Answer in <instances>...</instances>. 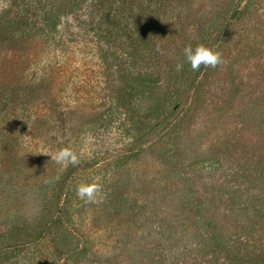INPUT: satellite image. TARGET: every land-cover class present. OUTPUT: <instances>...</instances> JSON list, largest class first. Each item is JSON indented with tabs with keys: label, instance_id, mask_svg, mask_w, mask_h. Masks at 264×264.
<instances>
[{
	"label": "rangeland",
	"instance_id": "1",
	"mask_svg": "<svg viewBox=\"0 0 264 264\" xmlns=\"http://www.w3.org/2000/svg\"><path fill=\"white\" fill-rule=\"evenodd\" d=\"M23 1L0 0V264L223 263L208 233L264 257V0H153L105 45L94 9ZM28 15L57 31L12 35ZM187 45L222 63L192 71ZM24 65L44 87L15 89ZM63 147L77 165L50 159Z\"/></svg>",
	"mask_w": 264,
	"mask_h": 264
},
{
	"label": "trees",
	"instance_id": "2",
	"mask_svg": "<svg viewBox=\"0 0 264 264\" xmlns=\"http://www.w3.org/2000/svg\"><path fill=\"white\" fill-rule=\"evenodd\" d=\"M31 1V0H29ZM37 4L41 5L42 3H46V5L51 4L54 5L57 0H48L47 2H44L42 0H34ZM64 0H59V3H62ZM66 2H72L73 5L76 7H78V11L74 10V8L71 10L73 12H71V14H73L74 12L78 13L77 14V18L78 21H80V19H82L81 17H83V14H93V9L95 11H97L99 18L98 21L96 23V31L99 32V34L101 35V38L103 39V45H105L106 43H108L109 41L112 40L113 38V29H116V33L121 32L123 29H127V25L126 21H124L123 23H119V18L116 14V12H121V13H126L127 16L125 19H129L131 18L130 21L134 22H138L139 24L143 23L146 24L147 21H149L148 19V14L153 12V10H149L150 5L152 3L153 0H65ZM165 1V0H164ZM25 0L22 2L24 3ZM156 3H163V0H157ZM50 6V7H51ZM140 7V10L135 13L132 14L133 8L134 7ZM8 7V6H7ZM30 11V10H29ZM50 11V10H49ZM80 11V12H79ZM31 12V11H30ZM28 12V14L30 13ZM83 12V13H81ZM6 12L4 11H0V17L3 16L6 17L7 14H5ZM46 13H42L43 17ZM24 17V18H23ZM54 17V16H53ZM57 20H53L52 18H49V16L45 19H43L42 23H39L40 26L37 27V23L36 21L32 20L31 16H21L18 18V20L16 22H14V28L13 30L10 31V33H13L12 35H15L14 33H23L22 36L25 35H29L32 32L33 29H37V28H41L43 29V31L46 32V35L50 34L52 35L54 32L57 31V24L60 21V16H57ZM59 17V18H58ZM93 22V21H92ZM90 22V23H92ZM12 23V22H11ZM11 26V25H10ZM113 26V28L111 27ZM8 29V27H7ZM2 33H6V31H2ZM5 36V35H4ZM2 36V37H4ZM15 39H17L16 37H14ZM5 41V40H4ZM143 48H147V45H145V43L142 44ZM0 51L1 55L4 57L7 50L6 48L4 49L3 46H0ZM13 54H15L16 52H12ZM18 57V56H17ZM15 58V57H14ZM13 70V75L14 79H13V85L15 86V89L17 88L19 90L24 88V85H27L31 90L34 89H39L41 87H44L42 79L45 80V78H47L48 76V70H43L41 73V76L39 75V73L37 74H32V72L30 71V68L27 66V69L25 70V65L23 68L18 67L16 69H12ZM146 73V72H145ZM142 74V73H141ZM139 74V75H141ZM36 79H39L38 81H36ZM255 82L253 83V86L258 87L259 85H261L262 87L264 85H262V82H260V80L258 81L257 78H255ZM43 85V86H42ZM153 86V82L150 80H142L140 86H137L135 88H129L128 91H132L135 92L136 94H140V93H145L146 91L148 92L149 89H151ZM26 88V87H25ZM24 88V89H25ZM261 89V88H260ZM263 90V89H262ZM129 92V93H130ZM264 92V90H263ZM262 95L258 94L256 97L260 98ZM131 96H129L128 98H130ZM256 99V102L258 103L260 100ZM127 101V100H126ZM158 110H161L160 112H162L163 108L162 106H158L156 107ZM160 117V114H157ZM156 124V123H155ZM154 124V125H155ZM257 212L258 209L256 208ZM259 211H262V207H260ZM208 229V227H207ZM44 232V229L41 231V233ZM209 241L213 247V251L215 252V254L221 253V258L223 259V263L220 264H264V257L262 255H257V254H252L251 252H249V250H246V245L245 244H240L238 246L237 250H233L230 251L227 248V242L226 241H221L219 240V238H215L213 236V234H207ZM207 238V237H206ZM16 245V244H14ZM12 245V246H14ZM12 248V247H11ZM206 264H218L215 261H209Z\"/></svg>",
	"mask_w": 264,
	"mask_h": 264
},
{
	"label": "clouds",
	"instance_id": "3",
	"mask_svg": "<svg viewBox=\"0 0 264 264\" xmlns=\"http://www.w3.org/2000/svg\"><path fill=\"white\" fill-rule=\"evenodd\" d=\"M184 58L185 61L190 64L191 69L194 72L199 71L202 65L205 68H215L218 64L222 63L221 54L218 51L205 47L204 45H197L195 48H193L191 45L185 46ZM183 67V62H178L176 64L177 71H181ZM49 156L50 159L55 160L57 164L64 168H66L69 164L75 166L79 163L78 155L71 147L60 148L55 152L54 155ZM101 191L102 185L98 182L83 183L77 186L76 195L85 203H92L95 202Z\"/></svg>",
	"mask_w": 264,
	"mask_h": 264
}]
</instances>
